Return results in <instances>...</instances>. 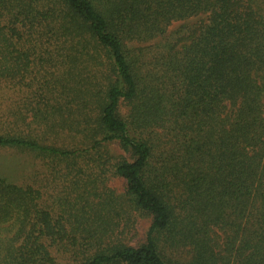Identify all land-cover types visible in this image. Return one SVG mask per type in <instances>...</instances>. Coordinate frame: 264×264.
Returning <instances> with one entry per match:
<instances>
[{
  "label": "trees",
  "instance_id": "1",
  "mask_svg": "<svg viewBox=\"0 0 264 264\" xmlns=\"http://www.w3.org/2000/svg\"><path fill=\"white\" fill-rule=\"evenodd\" d=\"M38 59L93 66L43 98L81 144L0 146L68 161L82 202L53 216L40 189L0 178V224L16 209L19 226L0 264H55L50 246L65 242L75 264H264V0H0V82ZM123 202L151 217L139 245L124 240ZM187 247L188 261L169 254Z\"/></svg>",
  "mask_w": 264,
  "mask_h": 264
},
{
  "label": "rangeland",
  "instance_id": "2",
  "mask_svg": "<svg viewBox=\"0 0 264 264\" xmlns=\"http://www.w3.org/2000/svg\"><path fill=\"white\" fill-rule=\"evenodd\" d=\"M194 21L197 19L192 18L187 22ZM187 22H177L172 25L171 29H176ZM33 60L35 59L33 58ZM52 66L55 68L51 67L48 62H41L38 59L31 65L23 79L18 77L13 83L0 82V135L27 137L40 144L55 145L67 149L74 148L73 145L81 144L77 134L58 125V122L62 121L60 115H48V107L43 98L48 96V88L51 89L52 86L58 85L62 81L67 83L65 74L69 68H74L77 79H81V76L88 79L94 73L93 66L82 68L81 75L75 69L76 66L65 63V60ZM59 102L65 104L62 99ZM51 103H55V101L51 99ZM121 110L125 114L127 107L123 106ZM108 150L115 157L128 156L117 144L110 145ZM68 163L66 160L39 154L38 151L0 146V178H6L16 185L40 189L43 197L38 204L47 207L53 216L68 215L66 212H70L71 216H77L75 211H79L80 202H82L80 198L82 188L79 183L81 179H78L75 169L67 167ZM90 174L95 177L93 173ZM105 180L104 186L111 190L109 191L113 196L118 198L124 196L126 183L122 178L109 175ZM0 207L9 208L3 188L0 189ZM124 208L128 214L124 213ZM15 211L17 210H12L10 215H2L11 217L0 224L1 240L12 238L19 227L16 222L18 213ZM121 212L122 217L129 216L124 240L132 245L143 243L151 224V217L134 210V208L131 209L129 204L124 202L121 205ZM3 247L4 244L0 241V250ZM69 247L66 242L50 246V251L55 257V264H75ZM169 254L179 262L188 261L193 255L188 247L170 251Z\"/></svg>",
  "mask_w": 264,
  "mask_h": 264
}]
</instances>
